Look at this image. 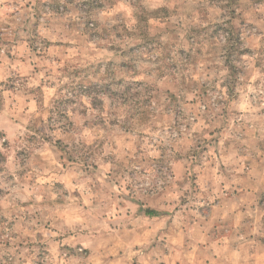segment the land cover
Returning a JSON list of instances; mask_svg holds the SVG:
<instances>
[{
	"label": "rangeland",
	"instance_id": "rangeland-1",
	"mask_svg": "<svg viewBox=\"0 0 264 264\" xmlns=\"http://www.w3.org/2000/svg\"><path fill=\"white\" fill-rule=\"evenodd\" d=\"M236 198L264 210V0H0V264H161L141 217Z\"/></svg>",
	"mask_w": 264,
	"mask_h": 264
},
{
	"label": "crops",
	"instance_id": "crops-1",
	"mask_svg": "<svg viewBox=\"0 0 264 264\" xmlns=\"http://www.w3.org/2000/svg\"><path fill=\"white\" fill-rule=\"evenodd\" d=\"M12 60L19 73L28 72L26 57L20 62ZM258 201L224 199L208 221L196 219L192 225L172 217L140 219L144 222L146 239L152 240L159 234L160 241L167 242L161 244L165 250H160L164 253L158 259L161 264H264V210ZM174 237L176 244L172 246Z\"/></svg>",
	"mask_w": 264,
	"mask_h": 264
},
{
	"label": "trees",
	"instance_id": "trees-1",
	"mask_svg": "<svg viewBox=\"0 0 264 264\" xmlns=\"http://www.w3.org/2000/svg\"><path fill=\"white\" fill-rule=\"evenodd\" d=\"M148 213L147 214H154V211H147Z\"/></svg>",
	"mask_w": 264,
	"mask_h": 264
}]
</instances>
